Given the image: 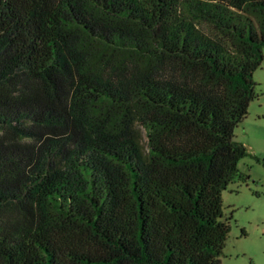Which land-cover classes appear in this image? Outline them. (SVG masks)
<instances>
[{"label":"trees","instance_id":"trees-1","mask_svg":"<svg viewBox=\"0 0 264 264\" xmlns=\"http://www.w3.org/2000/svg\"><path fill=\"white\" fill-rule=\"evenodd\" d=\"M263 57L264 0H0V264H222Z\"/></svg>","mask_w":264,"mask_h":264},{"label":"rangeland","instance_id":"rangeland-1","mask_svg":"<svg viewBox=\"0 0 264 264\" xmlns=\"http://www.w3.org/2000/svg\"><path fill=\"white\" fill-rule=\"evenodd\" d=\"M133 63L142 70L152 66L143 60ZM252 79L255 98L235 129V137L247 147L248 155L238 162L239 182L235 180L222 191V209L230 216L222 264H264V57ZM130 126L144 151L148 138L143 126L136 120Z\"/></svg>","mask_w":264,"mask_h":264}]
</instances>
